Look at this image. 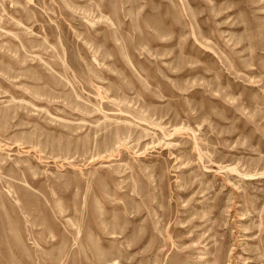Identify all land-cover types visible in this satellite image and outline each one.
Listing matches in <instances>:
<instances>
[{
    "label": "rangeland",
    "instance_id": "rangeland-1",
    "mask_svg": "<svg viewBox=\"0 0 264 264\" xmlns=\"http://www.w3.org/2000/svg\"><path fill=\"white\" fill-rule=\"evenodd\" d=\"M0 264H264V0H0Z\"/></svg>",
    "mask_w": 264,
    "mask_h": 264
}]
</instances>
